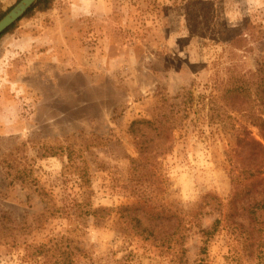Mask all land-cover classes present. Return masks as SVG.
I'll list each match as a JSON object with an SVG mask.
<instances>
[{
	"label": "rangeland",
	"instance_id": "obj_1",
	"mask_svg": "<svg viewBox=\"0 0 264 264\" xmlns=\"http://www.w3.org/2000/svg\"><path fill=\"white\" fill-rule=\"evenodd\" d=\"M13 25L0 38V264H264L248 213L264 215V173L238 170L250 194L237 200L229 179L230 162L251 161L236 131L264 141L242 114L189 110L263 60L264 0H52ZM171 111L187 126L155 157L165 141L139 125L152 141L140 156L131 124ZM34 191L56 217L40 220Z\"/></svg>",
	"mask_w": 264,
	"mask_h": 264
},
{
	"label": "trees",
	"instance_id": "obj_2",
	"mask_svg": "<svg viewBox=\"0 0 264 264\" xmlns=\"http://www.w3.org/2000/svg\"><path fill=\"white\" fill-rule=\"evenodd\" d=\"M20 0H16L18 2ZM52 0H37L36 3L25 13V16L32 13L34 10L37 11H45L49 8ZM6 12L0 11V20L5 15ZM15 26H10L4 33L1 34L0 38L6 34L8 31L13 29ZM228 80L225 85L220 88L219 96L215 99L208 100L205 102L203 97H199L196 108L192 109L191 112L196 115V120H199L200 116L205 112V118L212 119L213 113L215 109L223 110L225 112H237L242 114L250 124V126L256 128L264 141V58L257 64L256 70L254 72H244L238 73L234 69H228ZM188 114L187 111H184L182 115L177 111L169 112L167 114H161L158 118L152 120V122H134L131 124L130 133L134 138V143L138 149L140 156L151 155V152H154L156 156H162L165 152L162 151L165 146L166 141L170 133L177 129H184L187 126ZM192 122L189 121V123ZM139 125H146L150 128V131L157 138H162L165 142L157 147L155 151H152L151 148V140H148L143 134L138 130ZM236 135L234 138L236 139V147H240L244 145L248 151V159H250V163L241 167V165H237L236 162H230L231 170L229 172L230 184L232 187V199L236 200L238 198H247L250 194V189L245 187V189L240 190L239 182L237 181L236 172L239 170L240 172L249 175L248 178L256 177L259 175H263L264 171V144L255 141L254 139H249V132L247 129H243L242 132L245 135L243 138L241 137V132L236 131ZM151 148V152L149 149ZM168 151V150H167ZM132 163L137 164L138 161H133ZM137 169V166H136ZM12 184L13 182L10 181ZM247 188V189H246ZM32 194H35L37 197L41 199L42 202L45 203L44 213L40 215V220L54 218L57 216L58 209H55L54 206H50L49 196L42 191H34ZM81 196V195H80ZM262 199L264 201V194L262 195ZM76 208H82L79 204L76 206L69 207L68 210H63L68 214L67 216H71V213L74 214L76 212ZM261 209L264 210V202L262 203ZM82 210V209H81ZM125 210V209H124ZM62 211V210H60ZM46 212V213H45ZM85 215H95V210H85L83 209ZM251 219L254 220H262L260 222L259 231L264 232V221L263 214H256L252 211H248ZM136 220V219H133ZM136 222V221H135ZM137 223V222H136ZM1 228V225H0ZM203 234L209 235V231L203 232Z\"/></svg>",
	"mask_w": 264,
	"mask_h": 264
},
{
	"label": "water",
	"instance_id": "obj_3",
	"mask_svg": "<svg viewBox=\"0 0 264 264\" xmlns=\"http://www.w3.org/2000/svg\"><path fill=\"white\" fill-rule=\"evenodd\" d=\"M37 0H20L0 20V36L10 26L19 21Z\"/></svg>",
	"mask_w": 264,
	"mask_h": 264
}]
</instances>
